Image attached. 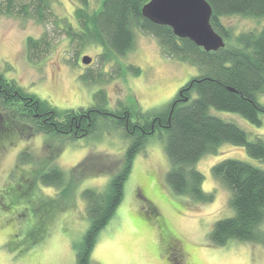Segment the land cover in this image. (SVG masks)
<instances>
[{
	"label": "rangeland",
	"instance_id": "1",
	"mask_svg": "<svg viewBox=\"0 0 264 264\" xmlns=\"http://www.w3.org/2000/svg\"><path fill=\"white\" fill-rule=\"evenodd\" d=\"M99 5V0H91L92 9ZM79 7L77 0H54L52 4L54 14L74 27ZM222 22L236 35L264 27V19L240 16L224 17ZM54 29L52 24L46 27L33 19L1 15L0 71L26 92L61 110L88 109L99 89L106 92L113 110L127 107L137 114L162 110L198 74L195 67L165 57L158 41L142 32L136 33L135 48L126 57L103 65L100 47L88 45L77 54L66 35H58ZM46 31L52 33L51 50L41 61L30 62L27 39H39ZM84 56L92 59L90 65L83 64ZM117 63L135 65L142 73L135 76L124 72L118 77ZM90 72L97 74L96 82L82 81ZM259 101L264 104V95ZM211 113L236 123L251 140L259 137L264 141V115L262 125L255 126L236 113L215 109ZM8 125L6 130L14 132L5 140L0 138V264H76V246L90 227L82 193L86 189L104 190L124 161L129 140L121 128L103 118L92 134L81 138L35 134L29 126ZM165 135L164 129L156 131L134 159L124 200L99 234L90 264H264V246L260 244L231 240L217 247L209 240L215 222L234 215L230 193L214 179L211 168L222 160L236 159L264 170V160L254 159L245 148L232 144L205 155L196 167L205 177L203 190L214 192L215 200L197 203L174 194L166 183L170 162ZM24 152L36 165H19V155ZM46 162L60 167L67 180L76 167L85 170L65 198L61 199V189L39 182L34 187L30 183L32 191L29 188L28 179L40 168L46 170ZM18 195H22L19 200ZM37 199L43 203L40 210L35 206L39 205ZM56 200L50 219L45 210Z\"/></svg>",
	"mask_w": 264,
	"mask_h": 264
},
{
	"label": "trees",
	"instance_id": "2",
	"mask_svg": "<svg viewBox=\"0 0 264 264\" xmlns=\"http://www.w3.org/2000/svg\"><path fill=\"white\" fill-rule=\"evenodd\" d=\"M77 1L80 6L75 11L77 27L54 14V0H0V16H21L46 27L52 24L58 35H66L77 54L88 45L100 47L99 61L103 65L126 57L135 48L136 33L142 32L158 41L165 57L198 70V74L164 109L138 114L127 107L109 108L103 89L94 94V104L88 109L61 110L26 92L0 71L1 139H7L14 132L11 128L6 130L11 123L16 127L29 126L35 134L86 137L96 130L103 118L121 128L129 140L124 161L104 190L86 189L82 193L90 227L83 241L76 246V264H90L99 234L124 200L125 185L134 159L156 131L164 129L166 134L165 152L170 162L166 175L168 187L174 194L197 203L207 204L215 200L214 192L203 190L205 177L196 167L205 155L217 153L224 144H232L245 148L250 157L264 160V141L261 138L251 140L236 123L211 113V109L236 113L255 126L262 125L264 104L260 103L259 96L264 95V27L236 35L222 19L230 16L264 19V0H207L213 10L211 25L226 43L224 48L211 52L189 39L177 37L170 27L146 19L142 9L150 0H99L97 9L91 8V0ZM50 35L52 33L46 31L39 39H27L26 52L30 62L41 61L51 50L53 40ZM115 71L118 77L124 72L135 76L142 73L140 67L121 63ZM99 75L101 79L103 73ZM96 76L90 72L82 76V81L96 82ZM109 76L113 80L114 75ZM29 157L28 153H21L19 165L24 166L27 162L36 165ZM47 163L46 170L40 168L33 174L34 178L28 179L29 188L32 191L30 183L34 187L39 182L61 189V199L65 198L85 170L76 167L70 176L72 179L67 180V174L60 167ZM211 172L230 193L229 206L234 211L232 217L215 222L209 233L211 244L223 247L229 241L237 240L264 246V170L244 161L225 159L215 164ZM20 196H16L18 200ZM17 199L12 201L13 204L17 205ZM38 201L39 205L35 206L40 210L43 203ZM50 202L44 215L50 213L51 219L54 217L51 209L58 201ZM25 250L28 248L20 252Z\"/></svg>",
	"mask_w": 264,
	"mask_h": 264
},
{
	"label": "water",
	"instance_id": "3",
	"mask_svg": "<svg viewBox=\"0 0 264 264\" xmlns=\"http://www.w3.org/2000/svg\"><path fill=\"white\" fill-rule=\"evenodd\" d=\"M212 12L207 0H150L142 9L152 23L170 27L177 37L189 39L207 52L226 45L211 25ZM82 62L90 65L92 59L84 56Z\"/></svg>",
	"mask_w": 264,
	"mask_h": 264
}]
</instances>
